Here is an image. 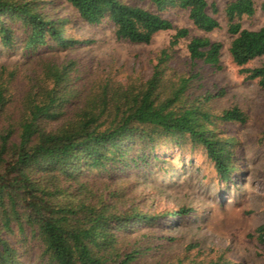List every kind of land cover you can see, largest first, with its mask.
Wrapping results in <instances>:
<instances>
[{
  "label": "trees",
  "instance_id": "obj_1",
  "mask_svg": "<svg viewBox=\"0 0 264 264\" xmlns=\"http://www.w3.org/2000/svg\"><path fill=\"white\" fill-rule=\"evenodd\" d=\"M65 1L89 25L110 22L119 40L147 44L157 32H175L147 79L120 81L79 67L82 57L69 52L92 40L68 28L66 17L43 11L56 0H0V55L17 33L26 50L21 61L0 60V264H24L32 252L33 264H239L223 257L159 260L161 218L192 209H141L121 179L165 162L157 156L165 145L200 148L217 178H230L235 137L221 127L245 123L246 113L237 106L213 111V95H198L190 84L197 73L169 65L173 48L186 39L191 61L220 69L223 44L191 36L161 14L185 10L196 29L211 32L220 24L207 0ZM255 10L254 0L224 7L228 54L246 79L264 87V62L246 66L264 55V23L241 24ZM49 51L66 55L58 61ZM252 236L264 246V223Z\"/></svg>",
  "mask_w": 264,
  "mask_h": 264
},
{
  "label": "rangeland",
  "instance_id": "obj_2",
  "mask_svg": "<svg viewBox=\"0 0 264 264\" xmlns=\"http://www.w3.org/2000/svg\"><path fill=\"white\" fill-rule=\"evenodd\" d=\"M230 1L207 0L208 13L220 24L211 32L196 29L185 10L167 8L161 12L175 28L185 27L191 36L204 35L223 44L220 69L191 61L185 49L186 39H181L173 48L169 65L178 72L197 73L190 84L198 95H213L209 101L213 111L237 106L246 113L247 120L221 127L225 135L235 137L234 169L227 181L217 178L200 148L179 152L170 145L157 150V156L165 162L150 164L121 177L130 188L129 196L141 209L156 214L179 206L192 209L187 216L161 218L165 226L157 228L165 238L157 256L159 260L188 262L223 257L239 264H264V246L252 236L253 230L264 223V87L256 80L246 79L229 57L232 36L227 32L224 7ZM262 1L254 0L255 13L242 17L244 28L257 29L264 23ZM43 11L66 17L68 28L79 37L92 40L69 52L71 55L77 52L82 57L79 64L82 70L109 74L120 81L125 77L147 79L158 52L168 45L175 32L174 29L157 32L147 44L131 43L117 39L108 21L99 25L82 21L65 0L47 4ZM21 40L22 34L17 33L15 43L0 55V60L5 63L23 60L26 50L22 49ZM49 53L58 61L66 55L64 51ZM263 62L264 55L246 66ZM33 255L34 252L31 258L25 257L23 263L33 264Z\"/></svg>",
  "mask_w": 264,
  "mask_h": 264
}]
</instances>
